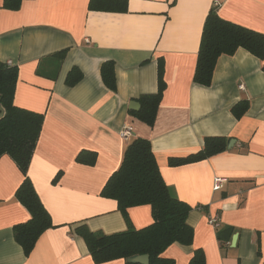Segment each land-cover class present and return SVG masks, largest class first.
<instances>
[{"label":"crops","instance_id":"0c3cea01","mask_svg":"<svg viewBox=\"0 0 264 264\" xmlns=\"http://www.w3.org/2000/svg\"><path fill=\"white\" fill-rule=\"evenodd\" d=\"M2 4L0 62L17 68L13 103L44 116L27 175L53 228L25 256L13 235L29 219L15 199L23 175L2 156L0 264H95L74 229H126L116 201L100 192L133 138L150 142L164 183L191 208L192 244H173L163 257L188 264L201 249L206 264H264V61L237 49L217 59L209 86L193 82L209 9L215 5L222 19L264 35V0H127L124 12L90 10L89 0H21L16 10ZM159 61L166 87L148 126L131 112L140 109V96L157 92ZM104 63L112 64L115 90L101 78ZM73 69L81 77L70 84ZM238 103L248 107L237 119L231 109ZM124 127L128 140L119 137ZM206 137L227 139L226 150L169 165L199 151ZM82 151L95 154L93 165L75 161ZM216 179L223 180L218 191ZM127 216L135 229L152 223L148 205L129 208ZM212 217L217 229L208 223ZM225 228L232 235L221 247L216 233Z\"/></svg>","mask_w":264,"mask_h":264},{"label":"trees","instance_id":"16d2710c","mask_svg":"<svg viewBox=\"0 0 264 264\" xmlns=\"http://www.w3.org/2000/svg\"><path fill=\"white\" fill-rule=\"evenodd\" d=\"M20 2L21 0H3L1 8L16 10ZM126 3L127 0H89L88 8L124 12ZM237 49H243L263 62L264 35L222 19L217 14V6H212L203 23L193 82L204 87L209 86L217 59L222 55L231 56ZM262 68L264 70V65ZM74 73L77 76H73L71 82L69 80L70 84L81 77L76 69L69 75ZM100 75L106 87L115 90L111 63L102 65ZM157 78V92L140 96V109L131 112V115L148 126L154 123L166 87L162 61L158 63ZM16 82L17 68L0 62V105L4 110V116L0 119V158L8 156L23 175V181L15 191V199L27 210L29 219L15 225L13 235L25 256H28L41 233L53 228V224L27 175L44 116L14 105ZM247 107L246 103H238L232 107L231 112L238 119L246 112ZM227 145L228 140L223 137H206L199 151L184 158H170L168 163L171 167H177L200 162L225 151ZM85 153L79 152L75 161L93 165L95 154L91 153L87 157ZM58 177L59 175L55 178ZM100 195L116 201L126 229L113 234L92 232L85 225L74 229L75 234L85 242L95 264L115 260L130 264L126 262L127 259L141 255L148 256L149 264H175L172 259L163 257V252L173 244H192L193 229L187 224V215L191 208L180 201L164 183L148 140L133 138L128 142L119 168L109 176ZM142 205L150 207L152 223L135 229L127 216V210ZM231 235L230 228L217 231L216 238L221 247L229 242ZM188 264H206L203 251L194 250Z\"/></svg>","mask_w":264,"mask_h":264},{"label":"built area","instance_id":"2783aa9c","mask_svg":"<svg viewBox=\"0 0 264 264\" xmlns=\"http://www.w3.org/2000/svg\"><path fill=\"white\" fill-rule=\"evenodd\" d=\"M7 64L9 65V66H11V62H7ZM239 88L240 89H242L243 88V86L242 85H240L239 86ZM119 137L121 138V139H123V140H128L130 137H131V132H130V128L129 127H124L122 130H121V132L119 133ZM222 179H216L215 180V182H214V186H213V190L214 191H218L219 189H220V186H221V184H222ZM208 223L211 225V226H213V227H215L216 229L219 227V223H218V221H217V218H209L208 219Z\"/></svg>","mask_w":264,"mask_h":264},{"label":"water","instance_id":"95a60500","mask_svg":"<svg viewBox=\"0 0 264 264\" xmlns=\"http://www.w3.org/2000/svg\"><path fill=\"white\" fill-rule=\"evenodd\" d=\"M138 108V105L135 106V109ZM4 116V110L0 105V119ZM233 141L229 143V147L233 145ZM237 239V234H234L231 239V246L235 245ZM127 263L130 264H149V258L147 255L135 256L133 258H129L126 260Z\"/></svg>","mask_w":264,"mask_h":264}]
</instances>
